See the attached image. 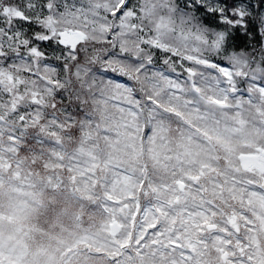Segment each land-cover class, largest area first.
Returning a JSON list of instances; mask_svg holds the SVG:
<instances>
[{
    "label": "snow or ice",
    "instance_id": "6c2138e0",
    "mask_svg": "<svg viewBox=\"0 0 264 264\" xmlns=\"http://www.w3.org/2000/svg\"><path fill=\"white\" fill-rule=\"evenodd\" d=\"M0 264H264V0H0Z\"/></svg>",
    "mask_w": 264,
    "mask_h": 264
}]
</instances>
